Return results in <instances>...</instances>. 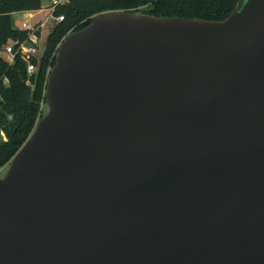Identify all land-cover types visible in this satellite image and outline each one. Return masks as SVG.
Masks as SVG:
<instances>
[{
  "label": "water",
  "instance_id": "water-1",
  "mask_svg": "<svg viewBox=\"0 0 264 264\" xmlns=\"http://www.w3.org/2000/svg\"><path fill=\"white\" fill-rule=\"evenodd\" d=\"M49 71L0 177V264H264V0L96 14Z\"/></svg>",
  "mask_w": 264,
  "mask_h": 264
},
{
  "label": "trees",
  "instance_id": "trees-1",
  "mask_svg": "<svg viewBox=\"0 0 264 264\" xmlns=\"http://www.w3.org/2000/svg\"><path fill=\"white\" fill-rule=\"evenodd\" d=\"M238 0H66L54 11L63 16L49 28L42 55L33 59L36 71L28 75L20 56L10 64L0 54V169L22 147L42 117L45 84L59 44L73 31L107 11H133L160 17L222 21ZM43 0H0V53L4 45L28 39V31L14 26L13 13L40 9ZM39 34V31H37ZM7 78L8 82H4ZM3 135V136H2Z\"/></svg>",
  "mask_w": 264,
  "mask_h": 264
},
{
  "label": "built area",
  "instance_id": "built-area-1",
  "mask_svg": "<svg viewBox=\"0 0 264 264\" xmlns=\"http://www.w3.org/2000/svg\"><path fill=\"white\" fill-rule=\"evenodd\" d=\"M64 0H52L51 4L47 8V18L52 21L60 22L64 19L63 16H55L54 11L56 7L62 4ZM46 18V19H47ZM45 19V20H46ZM44 20H37L36 23H31L28 21L22 22L21 29L28 31V39L19 42H12L4 45L1 51L8 56L7 60L11 64L15 57L20 56L26 64V71L28 75H31L36 70V65L33 63V59H38L42 55L40 49V36L37 31L44 26ZM4 82L7 83V78H4ZM1 101V97H0Z\"/></svg>",
  "mask_w": 264,
  "mask_h": 264
},
{
  "label": "rangeland",
  "instance_id": "rangeland-1",
  "mask_svg": "<svg viewBox=\"0 0 264 264\" xmlns=\"http://www.w3.org/2000/svg\"><path fill=\"white\" fill-rule=\"evenodd\" d=\"M51 1L52 0H43V3H42V6H41L40 10H44V11L41 13V16L38 17L40 19H36V21L37 20H44L43 21L44 22V26L41 27V29L39 30V36L41 37L39 43H40V49H41L42 52H43V48H44V43H45L46 37L48 36L47 34H48V31H49V28L54 23V20L52 21L51 19L45 17V16H47V12H48L47 8L51 4ZM64 3H66V0H64L62 2V4H64ZM27 17H28V14L27 13L25 14L24 11L15 13L12 16V18L14 19V25L16 27H18V26L21 27L22 22H24V21H28V22L32 23V21H29ZM36 21L33 22V23H36ZM0 54H2V56L5 57L6 59L8 58V56L6 54H4L2 51H1ZM41 107H42V115H44L47 112V106L42 105ZM7 167H8V164L0 169V177L4 174V172L6 171Z\"/></svg>",
  "mask_w": 264,
  "mask_h": 264
},
{
  "label": "crops",
  "instance_id": "crops-1",
  "mask_svg": "<svg viewBox=\"0 0 264 264\" xmlns=\"http://www.w3.org/2000/svg\"><path fill=\"white\" fill-rule=\"evenodd\" d=\"M44 10H40V9H36L35 11H24V13L26 14H28V20L29 21H32V23L33 22H35L36 21V19H40V18H38L39 16H41V13L43 12ZM15 13H13L12 14V16L14 15ZM15 26V25H14ZM16 27V26H15ZM16 28H20L19 26L18 27H16Z\"/></svg>",
  "mask_w": 264,
  "mask_h": 264
}]
</instances>
